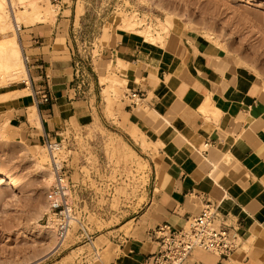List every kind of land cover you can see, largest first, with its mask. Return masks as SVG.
Instances as JSON below:
<instances>
[{
	"label": "crops",
	"instance_id": "0c3cea01",
	"mask_svg": "<svg viewBox=\"0 0 264 264\" xmlns=\"http://www.w3.org/2000/svg\"><path fill=\"white\" fill-rule=\"evenodd\" d=\"M56 4L52 23H36L19 33L32 93L0 103V112L10 114L7 129H21L30 137L27 109L35 106L42 137L49 140L61 137L77 108L89 109L92 89L74 49V9L66 0ZM114 40L110 52L130 64L127 89L138 90L143 106L157 114L146 117L127 105L119 126L128 135L138 125L148 141L159 139L161 147L153 156L144 155L149 168L140 206L101 234L107 243L99 264H149L158 248L152 236L156 226L179 229L207 202L216 205L240 245L227 259L197 250L190 258L204 264H264V85L215 47L175 38L157 54L132 33H116ZM20 88L22 83L9 90ZM43 94L47 104L41 103ZM206 98L220 113L217 123L199 112Z\"/></svg>",
	"mask_w": 264,
	"mask_h": 264
},
{
	"label": "rangeland",
	"instance_id": "374dc122",
	"mask_svg": "<svg viewBox=\"0 0 264 264\" xmlns=\"http://www.w3.org/2000/svg\"><path fill=\"white\" fill-rule=\"evenodd\" d=\"M56 1H44L43 8H51L53 18L40 22L52 23L58 12ZM66 1L75 12V23L71 25L73 44L76 56L85 63L92 85L89 95L91 106L89 109L77 108V116L64 123L66 129L61 137L50 141L61 143V155L57 151L56 159L61 163L69 191L68 201L74 216L83 223L91 237V243L80 236L75 223L57 249L52 248L55 247L53 242L56 245L55 238L50 236L51 242L47 239L49 235L45 238L38 234L36 226L48 223V213L39 212V209L45 207L46 193L52 185L47 186L38 175L35 161L30 157L34 149L43 150L46 156L44 165L52 169L42 130L28 125L30 137L6 127L8 139L0 137V173L7 172L22 179L24 186L13 189L0 183V264H99L103 261L102 247L107 239L100 241L96 237L127 220L143 201L149 168L144 156L146 152L119 126L124 108L128 105L125 98L127 87L120 88L116 97H109L111 99L106 105L99 84V65L103 67L114 59L110 50L115 45V35L124 32L114 27L118 17L132 16L141 29L150 24L149 29L154 35L159 31L157 25L160 22L167 26V34H161L164 46L158 41L156 45H146L143 37L138 36L146 50H155L158 54L175 38H185L203 46L215 47L230 63L249 72L264 85V0ZM28 27L19 25L18 41L21 30ZM211 35L216 38V44L207 42ZM115 73L120 77L118 72ZM24 78L19 76L18 79ZM22 86L29 88L26 90L28 95L32 93L30 84L25 86L22 83ZM10 87L1 88L0 93ZM106 106L110 109L108 116ZM137 111L151 118L147 107L138 106ZM211 121L217 123L218 119ZM123 142L134 150L135 157L129 156L122 147ZM200 150H205V147L202 145ZM53 217L56 224V217ZM123 229L128 232L131 224ZM197 251V254H203V251Z\"/></svg>",
	"mask_w": 264,
	"mask_h": 264
},
{
	"label": "bare ground",
	"instance_id": "6f19581e",
	"mask_svg": "<svg viewBox=\"0 0 264 264\" xmlns=\"http://www.w3.org/2000/svg\"><path fill=\"white\" fill-rule=\"evenodd\" d=\"M44 1L45 0H0V34H7V38H8V40L6 41H5V38L4 39L0 38L2 39V41L0 42V80L3 77L5 78L3 79L4 81L0 83V89L4 87H10L13 84H18L19 82L25 83V86L26 84H29L28 69L24 62L25 58L22 54L21 47L18 43L19 42L18 36H16V34H17V30L20 24L22 26H32L37 22L45 21V20H49L50 18H53L52 17L53 10L51 8L50 9L43 8ZM78 12L80 13V10H78ZM118 18H119L118 22L114 25V27H117L118 29L124 32L132 33L137 36L143 37L144 43L146 45L153 46V45H156L158 41V42H161L160 43L161 46H164V37H162L161 34L166 33L168 28L162 22H160V24L157 25L159 26V31H156L154 35L149 29L150 24L145 26L146 28L141 29L139 22L132 16L126 17L125 15L124 16L121 15V17H118ZM183 34L181 36H183ZM207 42L216 44L215 43L216 38L211 35L207 39ZM161 48L163 49V47ZM129 66L130 64L128 62L116 56H114V59L109 60L105 65H103V67L102 65H99V68H98L99 76H100L99 84L101 85V94H102L104 101L106 102V105L109 104V100L113 96L116 97L120 88L123 89V87H126V84H127L126 73L128 72L127 70ZM103 71H105V73ZM115 72H118L120 74V77L116 75ZM19 76H23L26 79L24 78V80L19 81L18 79ZM28 89L29 88L24 87L22 89L20 88V90H15V91H10V90L2 91L0 94V103H9L13 101L14 99H16L18 96L28 95L27 93L28 91H26ZM109 97L111 98L109 99ZM209 99L210 98H206V100L201 103L199 112L204 116V118L207 121L217 120L220 113L218 110H216L212 106V103L210 102ZM105 113L107 114V116L110 114L109 106H106ZM148 114L149 116H151V118H157V114L153 110H149ZM114 115L112 117H114ZM115 116H117V114ZM145 116L148 117L147 115ZM9 118H10V114L5 113V112L4 113L0 112V137L4 139H8L6 136V127L8 126ZM27 122L29 126L36 127L37 129H42L41 120H40V117L37 113L35 106H30L27 109ZM16 130L20 131L21 129L17 128ZM127 132H128L129 137L135 143L139 144V147L142 151L149 152L151 153L152 156L156 153L157 148L159 146L161 147V143L158 142L159 139L157 143H152L151 141H148L147 137L143 134L142 130L139 128L138 125H132L127 130ZM122 147L126 150L129 156L131 157L136 156V153L134 152V150L130 148L125 142H123ZM60 149L61 147L59 148V150ZM42 151H40V149H34L32 153L30 152L29 153L32 154L30 155V157L35 161L33 163H35L34 166L36 165L35 168L38 169L37 171L38 175H40L42 180L47 184V186H49L50 184L54 182L56 176H55V172L53 169L46 167L44 165L46 156ZM59 154H60V151H59ZM48 160H49V156H48ZM56 162L58 163V166H60L61 163H59L57 159H56ZM144 165L146 166V163H144ZM63 182L66 183L65 179H63ZM0 183L6 184V186L13 188V189H20L24 186L22 179H17L13 175L7 172L0 173ZM68 193L69 191H67V194ZM40 209L42 211H40ZM40 209H39V212L46 211L48 213L47 215L48 223L45 226L35 225L37 227L36 231L38 232V234L43 235L42 237H45V238L47 235H49L48 236L49 238H47L49 240H51L52 238H55L56 245H55V242L51 240V242H53L55 246L52 248L57 249L59 248V246L63 244V241L66 239V237L70 233H68V235L62 241H59L57 239L56 231H55L56 228H55V223H54L55 219L53 217V212L50 210L49 202L47 201L46 197H45V207L44 208L41 207ZM73 223L75 224L77 223L76 217H73L71 224ZM102 239H103L102 235L97 236L96 238V240H100V241Z\"/></svg>",
	"mask_w": 264,
	"mask_h": 264
},
{
	"label": "built area",
	"instance_id": "2783aa9c",
	"mask_svg": "<svg viewBox=\"0 0 264 264\" xmlns=\"http://www.w3.org/2000/svg\"><path fill=\"white\" fill-rule=\"evenodd\" d=\"M0 38H7V34H0ZM8 40V38H7ZM25 85V83H23ZM125 98L129 108H137L142 104V95L136 89H127ZM41 103L47 104L49 98L43 94ZM44 144L50 157V164L55 172V180L46 193L50 210L56 217V236L62 241L72 230L73 212L68 201V188L63 182L65 179L61 166L56 162V153L61 143L44 138ZM55 153V155H54ZM77 231L88 243L91 237L82 222L77 219ZM152 236L157 241V251L149 256V264H204L192 260L190 256L196 250L213 254L227 259L239 247L240 238L233 228L221 221L216 205L207 202L200 212L189 217L181 228H173L168 223H161L152 231ZM227 264V263H220Z\"/></svg>",
	"mask_w": 264,
	"mask_h": 264
}]
</instances>
